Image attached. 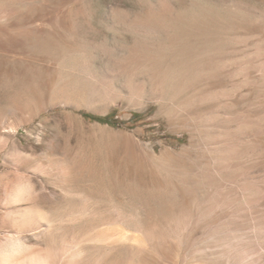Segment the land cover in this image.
<instances>
[{"label": "rangeland", "instance_id": "rangeland-1", "mask_svg": "<svg viewBox=\"0 0 264 264\" xmlns=\"http://www.w3.org/2000/svg\"><path fill=\"white\" fill-rule=\"evenodd\" d=\"M207 2L264 11V0H0L12 9L0 21V264H199L195 250L207 261L224 257L231 222L221 230L198 224L169 252L146 244L141 263L109 245L125 228L146 242L119 221H134L133 195L148 206L164 188L183 199L171 190L175 169L157 157L197 156L183 149L189 132L156 96L169 90L172 39L211 12ZM21 84L28 88H8Z\"/></svg>", "mask_w": 264, "mask_h": 264}, {"label": "bare ground", "instance_id": "bare-ground-1", "mask_svg": "<svg viewBox=\"0 0 264 264\" xmlns=\"http://www.w3.org/2000/svg\"><path fill=\"white\" fill-rule=\"evenodd\" d=\"M221 6L197 15L192 28L182 26L171 41L173 56L163 75L169 90L157 95L156 102L168 105L169 120L189 132V143L182 148L205 162L166 153L157 157L158 165L175 169L179 182L171 190L181 189L182 200L170 197L164 187L153 206L132 194L129 215L134 221H119L134 224L146 242L125 228L110 237L109 245L140 256V263L147 245L157 243L167 251L198 224L221 230L231 222L234 232L220 239L224 257L207 261L206 251L195 250L193 261L264 264V11L235 2ZM11 15L10 7L0 8V21ZM244 23L248 27L243 30ZM15 85L8 88H28ZM71 238L78 243V236Z\"/></svg>", "mask_w": 264, "mask_h": 264}, {"label": "trees", "instance_id": "trees-1", "mask_svg": "<svg viewBox=\"0 0 264 264\" xmlns=\"http://www.w3.org/2000/svg\"><path fill=\"white\" fill-rule=\"evenodd\" d=\"M85 116H87L93 120L103 122V123H108V124H115L116 123L114 116L111 114L105 115V116H96V115H92V114H86ZM135 117H136V115H135Z\"/></svg>", "mask_w": 264, "mask_h": 264}]
</instances>
